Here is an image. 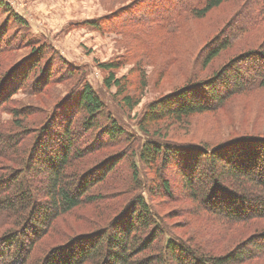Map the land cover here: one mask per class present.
I'll return each instance as SVG.
<instances>
[{
	"label": "trees",
	"instance_id": "16d2710c",
	"mask_svg": "<svg viewBox=\"0 0 264 264\" xmlns=\"http://www.w3.org/2000/svg\"><path fill=\"white\" fill-rule=\"evenodd\" d=\"M163 1L171 11L172 22L182 14L203 19L231 2ZM245 11L242 21L237 24V17L206 45L204 67L229 53L237 40L235 35L264 25V0H248ZM150 16L152 21H159L153 12ZM89 23L97 27L96 21ZM28 27L24 17L0 0V55L12 58L9 47L13 42L12 46L4 42L8 31ZM25 41L24 37L20 42ZM43 55L37 50L11 67L0 61V114L20 90L28 87L36 94H45L52 85L70 79L67 73L72 75L73 68L69 63L62 62L59 75L54 76L52 62L41 66ZM101 68L111 72L117 67L108 63ZM105 83L121 88V81L112 74ZM260 90H264V42L239 50L210 77L189 80L172 95L153 103L139 129L148 132L149 125L165 119L183 121L215 113L235 97ZM123 101L129 110L139 105V100L133 101L129 95ZM49 104L50 109L38 113L42 119L34 122V127L24 122L34 114L31 109L14 111V128L0 122V264H264V133L239 136L214 146L200 143L179 148L154 140L141 146L135 138L129 142L127 131L106 114L105 102L89 84ZM18 129L21 131L16 132ZM126 143L130 154L114 153L101 162L102 151L124 149ZM125 155L139 158L151 170L159 171L158 162L177 168L186 199L218 218L228 230L246 232L222 249L208 247L201 240L195 242L198 237L185 241L170 235L141 192L136 164L130 178L135 185L132 195L112 183L121 176L118 167ZM160 182L162 187L158 184L147 196L154 197L161 188L174 197L170 182L163 178ZM104 183L112 184L109 191L114 193L108 197L96 195ZM126 197L131 198L123 207ZM82 205L93 206L103 214L111 210L120 213L106 221L88 219L86 231H64L62 218Z\"/></svg>",
	"mask_w": 264,
	"mask_h": 264
},
{
	"label": "rangeland",
	"instance_id": "374dc122",
	"mask_svg": "<svg viewBox=\"0 0 264 264\" xmlns=\"http://www.w3.org/2000/svg\"><path fill=\"white\" fill-rule=\"evenodd\" d=\"M2 1L8 3L13 12L29 23L28 29L8 31L9 37H5L4 42L10 46L13 42V47H9L13 55L12 58L8 57L9 54L7 58L5 54L0 55L2 63L11 67L41 50L44 52L41 66L52 62L54 76L59 75L64 61L73 68L72 75L67 73L70 77L68 81L52 85L45 94H36L28 87L14 94L0 114V122L3 124L14 128V111L31 109L34 114L24 122L29 128L34 127V122L42 119L38 113L48 109L49 103L56 97L63 99L71 92L76 94L83 84H89L105 102L106 114H111L123 126V130L127 131L129 142L135 138L141 146L150 140L179 148L200 143L214 146L239 136L264 133V90L235 97L215 113L183 121L165 119L149 125L148 132H141L139 129V122L153 103L172 95L175 89L186 86L189 80L191 82L195 78L210 77L239 50L247 46L258 47L264 42V25L244 35L237 34L233 37L237 40L229 53L207 67L203 66V50L206 45L219 36L223 29L233 24L237 17V24L244 19L248 0H230L231 2L223 4L203 19L182 14L173 22L170 21L171 11L163 0ZM151 12L159 21L151 20ZM92 21L97 22L96 28L89 23ZM24 37L26 43L21 44ZM108 63L117 68L111 72L101 68L102 64ZM110 74L115 80L121 81V88L116 85L106 86L105 82ZM126 95L131 96L133 101L139 100V105L133 110H129L123 101ZM128 145L126 143L124 149H106L101 152L99 159L103 162L114 153L124 154ZM132 155H125L118 167L121 176L117 177L118 180L114 178L112 183L124 187L132 195L135 185L130 182V178L132 165L136 164L140 170L138 182L141 192L160 221L168 227L170 235L181 236L185 241L198 237L195 242L201 240L208 247L212 245L222 249L229 247L231 242L238 241L236 238H241L246 232L235 233V228L228 230L218 218L186 199L185 194H182L176 166L174 170V167L158 162L159 171L151 170ZM175 162L178 163L179 160ZM161 178L170 182L174 197H169L161 188V194L152 198L147 196L149 190L161 185ZM111 185L104 183L96 195H112L114 192L109 191ZM119 194L118 196L123 195ZM130 198L122 200L123 207ZM119 213L120 210H111L103 214L93 206L82 205L73 214L62 218L63 230L74 232L77 229L82 232L88 227V219L106 221Z\"/></svg>",
	"mask_w": 264,
	"mask_h": 264
},
{
	"label": "bare ground",
	"instance_id": "6f19581e",
	"mask_svg": "<svg viewBox=\"0 0 264 264\" xmlns=\"http://www.w3.org/2000/svg\"><path fill=\"white\" fill-rule=\"evenodd\" d=\"M246 60V59H245ZM156 105H158V104H156ZM160 105V104H159Z\"/></svg>",
	"mask_w": 264,
	"mask_h": 264
}]
</instances>
